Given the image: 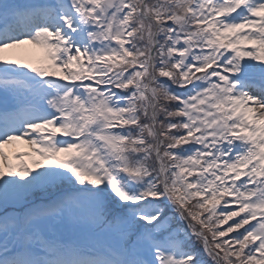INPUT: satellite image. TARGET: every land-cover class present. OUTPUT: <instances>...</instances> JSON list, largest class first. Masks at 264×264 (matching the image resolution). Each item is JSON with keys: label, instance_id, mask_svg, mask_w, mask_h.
<instances>
[{"label": "snow or ice", "instance_id": "obj_1", "mask_svg": "<svg viewBox=\"0 0 264 264\" xmlns=\"http://www.w3.org/2000/svg\"><path fill=\"white\" fill-rule=\"evenodd\" d=\"M0 264H264V0H0Z\"/></svg>", "mask_w": 264, "mask_h": 264}, {"label": "bare ground", "instance_id": "obj_2", "mask_svg": "<svg viewBox=\"0 0 264 264\" xmlns=\"http://www.w3.org/2000/svg\"><path fill=\"white\" fill-rule=\"evenodd\" d=\"M28 47H30V46H28Z\"/></svg>", "mask_w": 264, "mask_h": 264}]
</instances>
